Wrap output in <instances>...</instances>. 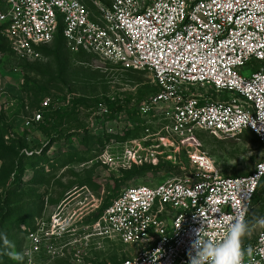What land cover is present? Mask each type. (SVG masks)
<instances>
[{
    "label": "built area",
    "instance_id": "2783aa9c",
    "mask_svg": "<svg viewBox=\"0 0 264 264\" xmlns=\"http://www.w3.org/2000/svg\"><path fill=\"white\" fill-rule=\"evenodd\" d=\"M90 1L94 13L80 0H0V35L15 56L35 61L61 29L73 54L150 73L159 92L142 110L162 111L164 140L175 147L165 159H174L180 176L123 189L91 227L139 247L121 264H187L198 209L204 207L219 241L234 217L247 220L264 179V158L248 175L222 177L196 148L185 147L187 165L180 157L196 131L249 132L264 150V0H115L111 7ZM200 87L215 95L193 93ZM67 230L53 222L46 237ZM240 250V264H264V230L250 245L240 241Z\"/></svg>",
    "mask_w": 264,
    "mask_h": 264
},
{
    "label": "rangeland",
    "instance_id": "374dc122",
    "mask_svg": "<svg viewBox=\"0 0 264 264\" xmlns=\"http://www.w3.org/2000/svg\"><path fill=\"white\" fill-rule=\"evenodd\" d=\"M80 1L94 13L90 0ZM99 1L106 7L115 2ZM192 91L215 95L208 87ZM158 92L150 73L73 54L62 42L35 61L0 44V232L24 253L22 264H121L136 253L138 246L100 236L91 225L123 189L180 176L174 159H165L175 147L164 140L162 111L142 110ZM38 111L39 121L33 119ZM183 146L184 164L185 147L196 148L222 177L248 175L264 158L249 132L224 137L196 131ZM262 217L264 180L244 244L264 230L257 222ZM53 222L68 232L46 237ZM7 251L0 243V264H19Z\"/></svg>",
    "mask_w": 264,
    "mask_h": 264
},
{
    "label": "clouds",
    "instance_id": "9594fccd",
    "mask_svg": "<svg viewBox=\"0 0 264 264\" xmlns=\"http://www.w3.org/2000/svg\"><path fill=\"white\" fill-rule=\"evenodd\" d=\"M204 207L198 209L194 215L200 218V226L193 229L194 238L190 242L187 251V264H240L241 250L240 241L247 235L249 225L240 217H234L226 226V232L219 241L213 239L214 231H210V221L202 215ZM219 219V218H218ZM264 224V217L257 221ZM0 243L7 246L9 257L22 264L24 253L14 250V245L0 232Z\"/></svg>",
    "mask_w": 264,
    "mask_h": 264
},
{
    "label": "trees",
    "instance_id": "16d2710c",
    "mask_svg": "<svg viewBox=\"0 0 264 264\" xmlns=\"http://www.w3.org/2000/svg\"><path fill=\"white\" fill-rule=\"evenodd\" d=\"M0 41H1V45L2 44H6V45H8L7 44V42H6V40L0 35ZM60 42H62L63 43V45H64V38H63V36H62V30L60 29L59 31H58V33H57V35H56V37H55V39H54V41H53V43L52 44H54V43H60ZM51 44V45H52ZM46 48H48V47H43V48H41V52L43 53V51L46 49ZM12 52V51H11ZM78 54H87V55H90V54H88V53H86V52H84V51H81L80 53H77V55ZM90 56H92V55H90ZM94 57V56H93ZM264 180V179H263ZM262 180V181H263ZM262 181H261V183H262ZM261 183H260V185H259V187H258V189H257V191H256V193H255V195H254V197H253V201H252V204H253V202H254V200L256 199V195H257V192H258V190H259V188H260V186H261ZM111 204V203H110ZM109 204V205H110ZM108 205V206H109ZM107 207V206H106ZM105 207V208H106ZM104 208V209H105ZM104 209H103V211H104ZM251 210V209H250ZM250 210H249V212H248V215H249V213H250ZM102 211V212H103ZM102 212H101V214H102ZM101 214L96 218V221L98 220V218L101 216ZM248 215H247V219H248ZM95 221V222H96ZM246 222H247V220H246ZM256 240H254L253 242H250V243H254ZM241 242L243 243V237H242V239H241ZM250 243H247V244H249L250 245Z\"/></svg>",
    "mask_w": 264,
    "mask_h": 264
}]
</instances>
